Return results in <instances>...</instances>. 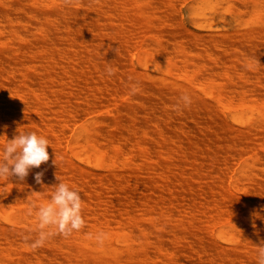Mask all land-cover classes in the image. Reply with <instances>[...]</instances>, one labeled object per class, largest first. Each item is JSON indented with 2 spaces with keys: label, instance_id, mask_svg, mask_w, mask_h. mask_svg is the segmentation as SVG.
<instances>
[{
  "label": "bare ground",
  "instance_id": "1",
  "mask_svg": "<svg viewBox=\"0 0 264 264\" xmlns=\"http://www.w3.org/2000/svg\"><path fill=\"white\" fill-rule=\"evenodd\" d=\"M180 1L0 0V155L17 131L50 144L49 161L23 181L0 178V264H256L264 0L190 1L188 21ZM141 40L143 71L131 61ZM88 113L97 117L69 140ZM57 176L79 191L85 225L33 249L38 218L28 209L50 202ZM233 189L245 198L219 229L223 245L210 226L241 202Z\"/></svg>",
  "mask_w": 264,
  "mask_h": 264
},
{
  "label": "clouds",
  "instance_id": "2",
  "mask_svg": "<svg viewBox=\"0 0 264 264\" xmlns=\"http://www.w3.org/2000/svg\"><path fill=\"white\" fill-rule=\"evenodd\" d=\"M70 4L72 0H65ZM117 52V50L115 49ZM106 74L114 75V69L106 66ZM192 100L188 94H182L178 101V106L183 105L187 108ZM49 141L35 131H17L13 139H8L3 146L0 155V178L15 177L18 181H23L33 168H39L43 163L49 161ZM56 163V162H55ZM54 192L50 202L34 204L28 209V214H33L38 218V236L31 243L33 249L42 247L45 241L52 235H62L68 238L74 231L81 230L85 225L82 217V198L79 191L70 187L67 183L60 180L57 176ZM35 182L43 184V172L35 173ZM54 228L55 231H49ZM96 241L103 244L106 234L101 232L95 237ZM256 264H264V242L259 244L257 249Z\"/></svg>",
  "mask_w": 264,
  "mask_h": 264
},
{
  "label": "rangeland",
  "instance_id": "3",
  "mask_svg": "<svg viewBox=\"0 0 264 264\" xmlns=\"http://www.w3.org/2000/svg\"><path fill=\"white\" fill-rule=\"evenodd\" d=\"M193 3V2H195V1H197V0H181L180 1V3H179V5H178V3H177V6H178V8H179V10L183 13V15L185 16V19L188 21V18H187V9H188V6L191 4V2ZM231 1H233V0H231ZM187 3V4H186ZM143 42H144V40H141L139 43H138V45H137V48H135L134 50H132V57H131V61H132V63H133V65L137 68V69H139L140 71H143V70H147V68H144L141 64H140V62H139V55L141 54V53H143V47H142V45H143ZM154 74H156V75H161V74H163L164 72L162 71V69H153V70H151ZM172 74L173 73H171V74H169V73H166V75H168V76H170L171 75V78H173V76H172ZM212 101H214V99L213 98H210ZM236 108H231V109H226L225 110V112H226V114L227 115H230L231 114V111H234ZM94 116V117H93ZM89 117H93L92 119H94V118H96L97 117V115L95 114V113H88V114H85V117H83L80 121H74V123L72 122L71 124H74L73 126H71L72 128H70L71 130L70 131H67L68 133V136H66L69 140H71V139H73V136L74 135H76V134H78L79 132H80V130H81V126H82V124L84 123V122H86V121H89V119L90 120H92L91 118H89ZM70 124V125H71ZM69 125V126H70ZM78 128V129H77ZM76 129V130H75ZM72 137V138H71ZM68 154L70 155V156H73V153H72V151H71V149H68ZM245 158V159H244ZM235 160V161H234ZM233 160V162H232V164L234 165V166H232V164H231V168L227 171V172H225V175H227V178L228 179H230V178H234V177H236L239 173H240V171L243 169V167H244V165H245V160H246V157L244 156V157H238V159L236 158V159H234ZM236 162V163H235ZM240 168V169H239ZM231 170V171H230ZM235 175V176H234ZM232 192H234V194L232 193ZM232 194L233 195H235V196H237L239 199H240V203L238 204V205H235L234 207L232 206H229V207H231L230 209H229V211H231L232 212V216H229V217H223V218H216V220H214V221H212L211 222V226H210V235H211V237L212 238H214L215 240H217L219 243H221V244H223V245H227V243L226 242H224L223 240H221L220 238H219V236H218V233H219V229H222V228H224V227H226L227 225H228V223L232 220V219H234V218H238V216H237V214H236V208H237V206L239 207L240 205H241V203H242V201L244 200V198H245V191H243V190H236V189H233L232 190ZM237 193V194H236ZM239 195V196H238ZM220 221H219V220ZM218 221V222H217ZM216 223V224H215ZM215 224V225H214ZM213 225V226H212ZM220 226V227H219ZM219 227V228H218ZM215 228H217V229H215ZM214 231H215V233H214Z\"/></svg>",
  "mask_w": 264,
  "mask_h": 264
}]
</instances>
